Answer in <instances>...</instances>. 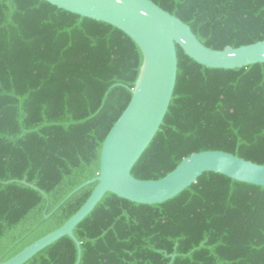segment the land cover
<instances>
[{"label":"trees","instance_id":"trees-1","mask_svg":"<svg viewBox=\"0 0 264 264\" xmlns=\"http://www.w3.org/2000/svg\"><path fill=\"white\" fill-rule=\"evenodd\" d=\"M222 51L264 41V0H150ZM165 118L131 170L160 180L194 153L264 166V64L201 66L176 46ZM143 63L116 28L44 0H0V262L62 227L97 183L102 146ZM62 203V204H61ZM49 215L48 219H44ZM79 264H264V189L212 172L173 199L107 193L74 229ZM64 237L25 264H76Z\"/></svg>","mask_w":264,"mask_h":264},{"label":"water","instance_id":"water-1","mask_svg":"<svg viewBox=\"0 0 264 264\" xmlns=\"http://www.w3.org/2000/svg\"><path fill=\"white\" fill-rule=\"evenodd\" d=\"M44 1L121 31L137 45L143 63L131 101L102 146L98 176L75 189L62 203L83 187L97 183L88 200L62 227L0 264H25L64 237L75 243L76 264H79L81 248L74 229L107 193L135 204H162L195 184L207 172L264 189V166L219 151L194 153L160 180L140 181L131 175L159 130L172 100L177 80L176 46L201 66L233 70L264 64V41L235 49L226 47L222 51L209 49L198 41L188 25L150 0ZM48 217L45 215L44 219Z\"/></svg>","mask_w":264,"mask_h":264}]
</instances>
